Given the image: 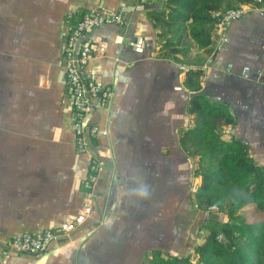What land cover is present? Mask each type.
Listing matches in <instances>:
<instances>
[{
  "label": "crops",
  "instance_id": "1",
  "mask_svg": "<svg viewBox=\"0 0 264 264\" xmlns=\"http://www.w3.org/2000/svg\"><path fill=\"white\" fill-rule=\"evenodd\" d=\"M166 1L0 0L3 239L57 227L87 202L88 157L75 148L64 47L71 23L88 10L110 13L124 5L127 19L126 26L97 29L82 42L107 47L87 74L113 91L111 104L97 103L92 116L100 134L91 152L101 171L91 215L48 253L2 256L0 264H144L155 250L179 255L183 215L197 208L196 159L181 145L194 125L188 113L194 92L185 85L190 70L204 72L201 93L231 105L238 122L226 129V139L248 143L264 165V15L234 1L248 4L249 12L231 24L222 51L189 38L171 53L161 50L166 40L152 17Z\"/></svg>",
  "mask_w": 264,
  "mask_h": 264
},
{
  "label": "trees",
  "instance_id": "2",
  "mask_svg": "<svg viewBox=\"0 0 264 264\" xmlns=\"http://www.w3.org/2000/svg\"><path fill=\"white\" fill-rule=\"evenodd\" d=\"M234 1L253 0H167L163 10L153 12L155 25L166 42L161 50L171 53L178 43L191 38L200 48L215 44L218 19L215 13L235 8ZM202 69L190 70L185 85L194 94L188 101L193 127L181 138L185 153L196 159L194 176L201 178L192 193L199 210L226 209L229 222L215 224L198 244L194 263L190 256L152 251L144 264H264V165L252 157L248 143L226 129L236 126L231 105L201 93ZM250 207L251 221H236ZM221 240H220V239Z\"/></svg>",
  "mask_w": 264,
  "mask_h": 264
},
{
  "label": "built area",
  "instance_id": "3",
  "mask_svg": "<svg viewBox=\"0 0 264 264\" xmlns=\"http://www.w3.org/2000/svg\"><path fill=\"white\" fill-rule=\"evenodd\" d=\"M141 5H147L151 0H138ZM254 11L264 15V0H253ZM248 4L215 13L218 19L214 33L215 49L222 51L230 42L228 29L232 23L243 19L248 14ZM127 25L126 7L118 11L105 13L99 9L88 10L73 21L68 29V35L63 52V69L67 75V83L71 97L72 123L75 135V148L78 155L88 157V171L83 180V190L86 203L77 216L57 227L40 231L24 232L12 237H0V257L17 255H38L48 253L53 245L64 243L70 235L84 225L92 213L93 191L99 181L101 171L100 160L92 154V140L100 134V128L92 122V116L99 105L108 107L113 98L110 87L99 83L87 74L89 63L107 53V47L97 41L82 44L86 35L104 27H124ZM184 71L186 67L182 66ZM251 69L242 70L245 79L250 78ZM211 210L217 209L211 207Z\"/></svg>",
  "mask_w": 264,
  "mask_h": 264
},
{
  "label": "rangeland",
  "instance_id": "4",
  "mask_svg": "<svg viewBox=\"0 0 264 264\" xmlns=\"http://www.w3.org/2000/svg\"><path fill=\"white\" fill-rule=\"evenodd\" d=\"M187 39L189 38H186L182 43L181 42L178 43L177 46L181 48L187 45L188 44ZM179 47H177L178 51H179ZM181 51L182 50L180 49V52ZM224 138L226 139V133H224ZM194 178L195 179L191 183V186L193 184V189L197 188L198 190L202 180L200 177H194ZM192 210H193L192 213L187 212V214H189L188 216L185 217L186 213L183 215L181 230H180L182 241L180 246L177 247V250H180L179 252L181 254L179 253V255L190 256L195 263L198 260V256L194 253V249L198 244L204 242L205 232L211 230L215 224H222L229 222L230 217L226 209L220 210L217 208L214 210L208 209L207 211H203L192 206ZM195 210H197L196 214H194ZM249 211H250V207H247L243 209L241 212H239L237 214L238 219H236V221L250 222L251 214L249 213Z\"/></svg>",
  "mask_w": 264,
  "mask_h": 264
}]
</instances>
